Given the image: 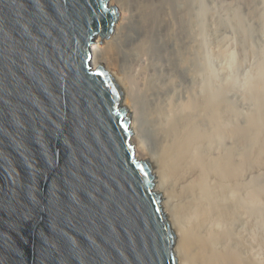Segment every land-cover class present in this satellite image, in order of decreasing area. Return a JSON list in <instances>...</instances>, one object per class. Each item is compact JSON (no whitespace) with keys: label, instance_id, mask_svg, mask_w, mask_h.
I'll return each instance as SVG.
<instances>
[{"label":"water","instance_id":"obj_1","mask_svg":"<svg viewBox=\"0 0 264 264\" xmlns=\"http://www.w3.org/2000/svg\"><path fill=\"white\" fill-rule=\"evenodd\" d=\"M109 0H0V264H184L121 80Z\"/></svg>","mask_w":264,"mask_h":264},{"label":"bare ground","instance_id":"obj_2","mask_svg":"<svg viewBox=\"0 0 264 264\" xmlns=\"http://www.w3.org/2000/svg\"><path fill=\"white\" fill-rule=\"evenodd\" d=\"M117 1L120 29L112 40L101 38L98 65L111 66L128 92L145 160L163 178L170 219L184 236V264H264L256 234L264 196L256 177L264 173L257 115L246 126L227 123L228 104L217 99L220 88L209 87V53L194 38L192 0ZM219 138L229 146L219 148Z\"/></svg>","mask_w":264,"mask_h":264},{"label":"rangeland","instance_id":"obj_3","mask_svg":"<svg viewBox=\"0 0 264 264\" xmlns=\"http://www.w3.org/2000/svg\"><path fill=\"white\" fill-rule=\"evenodd\" d=\"M192 5L195 12V30H197L194 38L209 53L208 68H212L209 87L211 91L220 88L222 94L217 99H223L228 104L227 123L232 124L237 119L238 123L246 126L252 121L251 119L256 118L253 115H257L258 123L261 124L260 130L264 134L262 130L264 129V97L262 99L258 95V89L264 90V85L255 86V83L260 81V77L264 79V0H192ZM201 42L203 43L200 44ZM105 67L112 70L109 65ZM175 86L180 87L178 84ZM223 94L225 96H222ZM176 96V98L184 97L183 92H179ZM215 143L220 148L228 143V139L219 138ZM256 177L261 187L260 191L264 193V173L261 171ZM263 197L258 203L259 219L256 227V234L262 240L257 246L258 255L262 259L264 258Z\"/></svg>","mask_w":264,"mask_h":264}]
</instances>
